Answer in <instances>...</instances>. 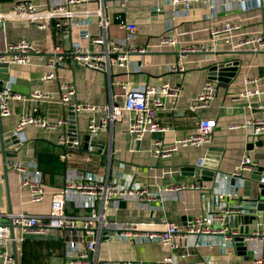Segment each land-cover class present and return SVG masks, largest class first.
<instances>
[{
	"label": "crops",
	"instance_id": "0c3cea01",
	"mask_svg": "<svg viewBox=\"0 0 264 264\" xmlns=\"http://www.w3.org/2000/svg\"><path fill=\"white\" fill-rule=\"evenodd\" d=\"M18 0H0V12H6ZM39 7L48 8L64 0H30ZM260 1V2H259ZM263 0H207L195 1L191 7L172 3L171 0H129L124 6L120 0H91L72 6L73 16L51 18L48 27L39 28L26 18L8 17L0 24V52L8 43L26 38L33 42L36 51L29 64L0 62V86L16 92L28 94L34 90L51 93L48 102L33 100H13L11 114L1 117L5 132L12 131L21 113L26 108L38 106L37 113L48 119L58 116L70 118L69 105L60 106L62 85H75L73 103L89 102L119 104L123 100L124 85L129 81L133 86L152 84L159 87L163 81H170L181 87L176 101L158 93L163 105L157 109V120L168 126L164 133H147L137 139L127 131L132 113L125 112L106 132L91 139L87 134L90 113L77 115L75 121L79 146L63 145L61 136L70 138V123L48 129L29 124L25 128L26 142L7 153L6 158L20 160L30 168L41 171L46 194L41 202H32L27 189L20 183V174L9 169L4 174V161L0 153V193L1 222L10 225L8 249L20 264H75L71 241L83 248L84 232L78 229H54L47 235L23 233L12 227L8 213L29 212L47 214L50 210L52 193L61 187L70 175H79L86 170L100 175L117 176L121 182L139 184L157 192L156 200L143 203L136 198H121L107 202L106 227L101 236L93 264H112L119 261H135L142 264H156L165 255L164 248L153 242H134L113 236L114 227L121 222L143 221L186 223L193 216L205 211L211 196L216 191L213 185L219 175H230L245 155L264 166V135L255 136L248 127L231 129V124H244L251 118L264 116V97L247 101L241 92L257 86L264 87V51L252 52L239 47V39L250 33L264 34ZM102 11L101 14L99 11ZM127 19L138 26L137 31H129L119 26V18ZM228 20H240L243 29L226 41L223 36H212L210 30ZM95 33H106L126 45L146 47L145 53L133 52L126 66L113 65L110 73L90 69L78 61L56 69V76L45 79L44 74L51 68L46 60L52 55L54 45L61 44L68 51L80 44L88 49L101 48L91 43ZM162 34L175 36V46H161ZM193 43L206 44L215 50L211 52L188 53L184 71H172L170 65L180 58L179 50ZM231 63V64H229ZM222 65L215 72L216 93L206 108L192 109L204 81L212 76L211 68ZM259 77V81L247 83L248 78ZM201 118H215L217 121L212 141L201 147H186L171 156L156 158L152 154L156 139L170 142L176 137L193 132ZM71 120V118H70ZM19 141V139H18ZM20 142V141H19ZM87 142V147L84 143ZM65 154V157L62 155ZM48 158V166L43 172L38 164V156ZM201 158L204 163L199 165ZM57 160V161H56ZM60 162V166L57 165ZM54 165V166H53ZM255 169V170H258ZM254 170V171H255ZM211 174H206V172ZM246 171L240 179H221L223 187L231 190L241 184L243 198L257 197L258 182ZM210 177V178H208ZM202 183L209 191L198 188H182L164 191L170 185ZM218 182V180H217ZM231 185V186H230ZM75 198V199H74ZM81 196L73 197L66 203L70 214H86L89 209L81 207ZM234 199H231L233 201ZM261 223L264 227V210L251 223L252 231ZM196 236L189 239V247L178 252H190L180 257L177 264H250L252 251L238 254L224 253L219 246H194ZM5 247H1V250ZM94 257V252L90 253ZM0 264H4L0 257Z\"/></svg>",
	"mask_w": 264,
	"mask_h": 264
},
{
	"label": "built area",
	"instance_id": "2783aa9c",
	"mask_svg": "<svg viewBox=\"0 0 264 264\" xmlns=\"http://www.w3.org/2000/svg\"><path fill=\"white\" fill-rule=\"evenodd\" d=\"M91 0H64L48 8L39 7L30 0H18L6 12H0V24L4 23L8 17L26 18L39 28H47L51 18L66 17L71 19L73 16L72 6L87 3ZM129 0H120L122 5H126ZM195 1L206 2L207 0H171L175 4H183L186 8L191 7ZM101 14V10L99 11ZM119 26L129 31H137L138 26L122 19L119 15ZM243 29L240 20H228L219 26H214L210 30L212 36H223L226 41H231L232 37ZM91 43L99 45L101 48L88 49L80 44L73 45L66 51L61 44L53 47L52 55L46 60L51 68L44 74L45 79H52L56 76V69L67 66L70 62L78 61L82 65L99 71L110 73L113 65L126 66L129 62V55L133 52L145 53L146 47H135L121 43L116 39L109 38L106 33H95L91 36ZM175 36L162 34L159 39L161 46H175ZM239 47H245L252 52L264 51V34L255 32L244 35L239 39ZM215 50L206 44L193 43L183 46L179 50L180 58L177 62L170 65L172 71H184L185 57L188 53L211 52ZM36 48L33 42L26 38H21L17 42L8 43L4 50L0 52V62L29 64L33 60ZM259 81V77L248 78L247 83ZM61 96L58 105H69L71 112L78 115L87 111L90 118L87 125V134L91 139L97 137L102 132H106L113 123L125 112L132 113L128 123L127 131L137 139H142L147 133L168 130V126L157 120V109L163 105L162 99L157 96L161 93L176 101L180 94L181 87L170 81H163L156 87L152 84L133 86L131 82L124 85L123 100L116 104L113 101L108 104H93L89 102L73 103L75 95V85L71 82L63 83ZM216 93L215 82L208 77L200 90L196 101L191 105L192 109L206 108L211 104ZM241 96L247 101L252 98L264 97V87L257 86L241 92ZM13 100H23L30 103L33 100L48 102L53 100L51 93L34 90L28 94L16 92L8 87L0 86V115L1 117L11 114V103ZM38 106L32 109L26 108L20 114L13 133L18 137L23 145L26 142L25 128L29 124L41 126L48 129L56 128L59 125H66L71 122L70 118L58 116L55 119H48L42 114L37 113ZM217 121L215 118H201L193 132L182 134L170 142L163 139H156L153 144L152 154L156 158L171 156L180 149L186 147L201 148L212 141L213 131ZM248 127L255 136L264 135V116L251 118L244 124H231V129ZM59 142L63 145L79 146L78 138L68 139L61 136ZM65 157V154L62 155ZM204 158H201L199 165L202 166ZM8 169H12L20 174L21 186L28 190L32 202H41L45 198L46 189L42 180L41 171L37 168H30L27 164L16 159H7ZM260 167L258 161L249 155H245L238 167L230 175H219L218 182L213 185L216 191L211 196L205 211L192 217L186 223L167 221L143 222L130 221L121 222L115 225L113 236L120 239H130L134 242H153L161 245L165 250V255L156 261V264H177L180 257L190 254L178 252L181 248L189 247V239L197 237L194 246H213L217 245L224 253H233L236 249L235 236L240 234L239 227L228 225L225 218L230 215H252L257 210V201L254 199L243 198L241 195V184L226 190L222 180L229 178L242 179L246 171H254ZM184 188H198L201 191H209V188L197 182L180 185H170L164 191H172ZM210 192V191H209ZM81 196V207H86L89 212L86 214H70L66 211V203L73 197ZM158 193L151 191L149 187L123 183L117 176L110 177L100 175L94 171L86 170L79 175H70L61 187L52 193L50 210L47 214H33L29 212H10L7 214L13 227L21 229L23 233L47 235L54 229H78L83 232V248L78 246V242L71 241L70 246L77 248L74 251L72 263L93 264L96 261L97 249L101 236L106 227L107 218L105 207L108 201L121 198H136L143 203L156 200ZM75 199V198H74ZM231 199H234L231 201ZM3 213L0 211V218ZM254 221V220H253ZM10 225L1 222L0 219V257L4 264H16V258L7 248L10 243ZM248 241L247 252L252 251L250 264H264V227L261 223L250 230L245 236ZM1 247L5 249L1 250ZM94 252V257L90 256ZM20 264V263H19ZM25 264V263H23ZM112 264H142L135 261L113 262ZM210 264V262H209Z\"/></svg>",
	"mask_w": 264,
	"mask_h": 264
},
{
	"label": "water",
	"instance_id": "95a60500",
	"mask_svg": "<svg viewBox=\"0 0 264 264\" xmlns=\"http://www.w3.org/2000/svg\"><path fill=\"white\" fill-rule=\"evenodd\" d=\"M264 1V0H263ZM260 2V1H259ZM264 5V3H263ZM7 66L8 63L3 62ZM231 64V63H229ZM222 67L220 65H214L211 68V74L212 76L209 77L211 79H215V72ZM71 123H70V139L74 138L76 135V124L73 122L77 118V115L71 112ZM90 137V136H88ZM87 142L84 143V147H87ZM21 146L20 142L18 141V137L13 133V131L5 132L2 126V120H1V115H0V153L2 155L3 161H4V174L5 177L8 174V167H7V153L9 151H14L18 149ZM206 174H211L208 171ZM252 178L258 182V187H257V197L253 198L254 200L257 201V210L255 214L252 215H230L225 218V222L228 223L230 226L234 227H239L240 229V234L236 235L234 240L236 244V249L238 254L244 255L247 253V246H248V241L245 239V236H247L250 233V225L255 220L258 215L262 214V211L264 210V166L261 169L255 170L251 172ZM210 178V177H208ZM3 183L0 182V193H1V188L3 189ZM1 204V203H0ZM12 226V225H11ZM13 227V226H12ZM16 264H19L18 259H16Z\"/></svg>",
	"mask_w": 264,
	"mask_h": 264
},
{
	"label": "trees",
	"instance_id": "16d2710c",
	"mask_svg": "<svg viewBox=\"0 0 264 264\" xmlns=\"http://www.w3.org/2000/svg\"><path fill=\"white\" fill-rule=\"evenodd\" d=\"M57 161V160H56ZM59 162V161H58ZM38 164L40 169L45 172L46 171V166H48V158H45L43 155L38 156ZM57 165H61L60 162ZM54 166V165H53ZM25 264H30V263H25Z\"/></svg>",
	"mask_w": 264,
	"mask_h": 264
}]
</instances>
